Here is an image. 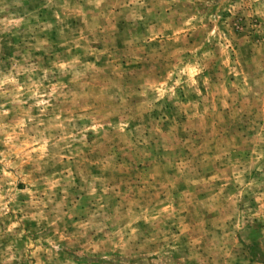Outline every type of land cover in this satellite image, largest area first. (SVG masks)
<instances>
[{
  "label": "rangeland",
  "instance_id": "obj_1",
  "mask_svg": "<svg viewBox=\"0 0 264 264\" xmlns=\"http://www.w3.org/2000/svg\"><path fill=\"white\" fill-rule=\"evenodd\" d=\"M0 264H264V0H0Z\"/></svg>",
  "mask_w": 264,
  "mask_h": 264
}]
</instances>
